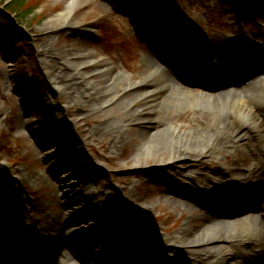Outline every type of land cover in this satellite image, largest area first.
I'll list each match as a JSON object with an SVG mask.
<instances>
[{"label": "bare ground", "instance_id": "1", "mask_svg": "<svg viewBox=\"0 0 264 264\" xmlns=\"http://www.w3.org/2000/svg\"><path fill=\"white\" fill-rule=\"evenodd\" d=\"M139 1L140 8H145L143 0ZM74 2L75 0L67 2L60 15L69 14ZM155 7L173 36L180 39L179 43H175L181 51L186 50L192 57L195 45L207 43L206 36L194 33V38H191L187 28H180L171 21L159 5ZM237 9L241 16L244 13L243 5H238ZM145 18L152 19L153 13L148 11ZM251 40L252 37L248 35L223 38V50L206 44L200 54L208 57L206 63L212 72L222 75L230 69L243 66L244 62L253 61L254 57L248 53L250 50L246 52L239 47L240 42L249 43ZM163 46L165 48L160 51L161 56L173 61L170 43L163 42ZM38 53L49 57L51 51L41 48ZM215 56L222 57L224 63L213 65L210 57ZM257 61L264 62V59L257 57ZM70 66L75 71L72 78H59L52 71L49 73L56 90L66 100V109L74 108V115L81 116L84 112L95 110L100 101L106 103L105 106L98 107L102 118L101 125H92L96 118L80 119L86 127L83 137L106 141V152L98 153L99 160L112 161L113 164L115 149H119L131 139L134 146L125 161H129L136 169L140 167L141 158L151 157L157 169H166L172 164L193 159L194 165L190 167L194 166L195 171L193 167L184 173L185 184L178 189L167 185L159 187L163 191L162 199L166 206L182 205L188 210L189 216L179 228L162 236L155 231L143 229L140 227L144 223L143 220L132 221L127 216V211H130L134 202L129 197V185L133 183V178L123 174L115 177L124 191L120 197L117 198L112 187L107 186L109 190L106 192L103 188L106 185L100 182L99 174L91 173V168L101 169V166L95 162L82 164L69 161L71 156L77 155L72 151V145L77 141L73 139L72 144H68L65 139L68 135L64 133L63 145L68 147H63L58 152L66 157L65 167L71 171V175L66 182H59H63L67 187L70 204L74 206L84 202V209L88 212L85 216L97 221L95 225L101 231L99 234L102 237L107 236L103 245L108 244L102 246L97 254L89 253L91 247H75L77 241L70 237L73 236L70 232L74 228L69 229V233L66 228L81 218L79 214L70 213L67 208L71 209L73 206L68 205L58 208L54 213L39 210L42 216L39 220H34L32 225L28 224L24 233V236L31 235L34 239L31 238L29 243L36 240L37 246H26L25 249L16 251L21 258L37 260L31 264H45L43 262L47 261L50 255H61L57 246L68 244L73 245V253L77 259L85 260V264H96L101 253L105 256L118 249L121 253L116 257L118 260L121 258L123 264H133L130 260L137 256L139 251L153 253L162 264H264V97L260 96L257 101V97H253L256 93L253 92L246 98L222 96L217 100L216 96L207 95L205 91L192 89L197 92L198 97L196 102H193L194 99L189 97V93L179 95L169 79L157 69L140 75L138 79H124L112 73L113 67L103 61L99 69L94 68L91 73H83L77 64L70 63ZM96 73L103 78L101 86L88 79ZM79 78L82 79L80 83L75 81ZM176 78L181 81L179 77ZM262 86L261 92L264 94V82ZM157 94L161 95V100ZM251 99H256L257 102H252ZM163 102L177 109L176 119L168 110L163 114ZM148 113L151 115L146 118ZM62 118L64 119V116ZM78 141H82V138ZM78 152L83 153V150ZM228 155L233 158L229 165H219L216 162L215 165L211 164L212 167L204 166L218 159H226ZM118 157H121L120 153ZM91 183H97L98 192L93 190ZM136 187L137 185L133 186L135 190ZM232 194L242 202L250 203L254 209L251 211L253 213H245V208L239 212L234 207L233 211L240 214L235 218L225 219L210 213L199 215L188 209L191 200L207 207L215 198ZM92 199L98 201L89 202ZM258 216L260 218L256 220ZM69 217L71 219H68ZM227 220L232 221V224L226 228L224 223ZM82 221H86L84 217ZM96 234L98 230L89 227L82 239H95ZM152 234L154 239L150 242L147 237ZM108 241L111 244L115 242L116 246L112 247ZM47 243L50 245L46 248ZM77 259H71L73 261L69 264H81ZM63 263L66 264V261Z\"/></svg>", "mask_w": 264, "mask_h": 264}, {"label": "rangeland", "instance_id": "2", "mask_svg": "<svg viewBox=\"0 0 264 264\" xmlns=\"http://www.w3.org/2000/svg\"><path fill=\"white\" fill-rule=\"evenodd\" d=\"M26 1L25 12L2 15L7 0H0V243H7L9 252L14 253L17 247H14L15 242H25L23 233L26 225L42 216L39 210L54 213L58 208L72 205L68 202L67 187L59 182H66L71 175V171L65 167L66 157L58 152L68 147L63 145L64 133L68 135H64L68 144H72L73 139L77 141L72 145V151L77 155L71 156L69 161L82 164L95 162L101 166V169L91 168V173L99 174L100 182L106 185L103 187L106 192L112 187L117 198L120 197L124 191L115 177L123 174L133 178V183L129 185V197L134 202L127 214L133 219L143 220L140 227L161 236L179 228L188 214L178 206H166L159 187L167 185L178 189L185 184L183 175L194 167H190L194 165L193 159L172 164L166 169H157L151 157L141 158L140 167L136 169L125 161L134 146L131 139L115 149L113 164L112 161L99 160L98 153L106 152V141L83 137L86 127L80 119L96 118L92 125H101L98 107L106 103L100 101L95 110L75 116L74 108L66 109V100L56 90L49 73L52 71L59 78H72L75 71L70 63L79 65L83 73H91L92 69H99L102 61L113 67L112 73L124 79H138L142 74L159 70L154 66V60L146 56L150 55V51L145 33L169 29L155 5H159L180 28H187L192 37L194 33L207 35L217 49H222L223 38L248 35L252 37L249 43L258 42L264 31V0H143L154 14L150 22L152 28L149 29L138 17V12L144 14L146 9L136 10V0H75L66 16L60 14L71 0ZM238 5L244 8L241 16ZM9 21L13 22L15 30L9 26ZM246 44L242 42L240 45L247 47ZM41 48L51 51L49 57L38 53ZM199 48H203V45ZM161 73L169 79L179 95L189 93V97L196 102L197 92L185 85L178 88L168 72ZM89 77L93 84L101 86L103 78L99 73ZM75 81L80 83L82 79ZM262 87L255 89L253 97H257V101L260 96L264 97ZM157 95L161 100V95ZM251 101L257 102L256 99ZM161 105L165 109L164 115L168 110L176 119L177 109L174 106L165 102ZM150 115L148 113L145 117ZM81 138L82 141H78ZM82 150L83 153L78 152ZM118 153L121 157H118ZM232 160L228 155L226 159H218L204 166L212 167L211 164L215 165L216 162L229 165ZM91 185L98 192L97 183ZM135 185L136 190L133 188ZM237 198L231 196L215 200L211 208L216 212L221 209L228 212L233 203L231 201ZM81 204L79 202L67 210L79 214L81 218L71 226L74 229L70 237L82 241L93 219L85 216L87 212L83 211ZM236 207L239 208V205ZM207 213L203 208L199 214ZM147 240L153 242V239ZM104 242L106 240L99 237L87 239L83 244L93 247L92 252L97 254ZM62 251L67 252L66 248H62ZM115 252L106 256L101 254L98 259L105 261V264H122L121 258L118 260L114 257ZM117 252L121 253L119 249Z\"/></svg>", "mask_w": 264, "mask_h": 264}, {"label": "trees", "instance_id": "3", "mask_svg": "<svg viewBox=\"0 0 264 264\" xmlns=\"http://www.w3.org/2000/svg\"><path fill=\"white\" fill-rule=\"evenodd\" d=\"M27 1L26 0H7V2L4 3L3 10H2V15H5L7 13H15V14H20L23 11L24 6L26 5ZM1 15V13H0ZM9 26L12 29H16L14 26L13 22L9 21Z\"/></svg>", "mask_w": 264, "mask_h": 264}]
</instances>
